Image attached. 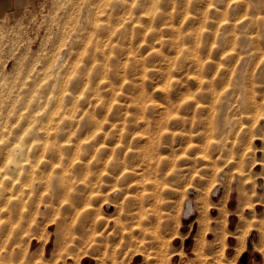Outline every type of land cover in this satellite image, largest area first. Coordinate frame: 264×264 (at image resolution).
Returning a JSON list of instances; mask_svg holds the SVG:
<instances>
[{
    "label": "clouds",
    "instance_id": "9594fccd",
    "mask_svg": "<svg viewBox=\"0 0 264 264\" xmlns=\"http://www.w3.org/2000/svg\"><path fill=\"white\" fill-rule=\"evenodd\" d=\"M0 264H264V0H0Z\"/></svg>",
    "mask_w": 264,
    "mask_h": 264
}]
</instances>
